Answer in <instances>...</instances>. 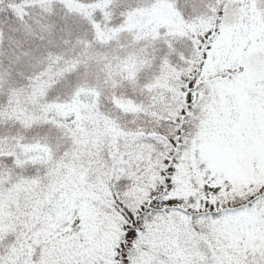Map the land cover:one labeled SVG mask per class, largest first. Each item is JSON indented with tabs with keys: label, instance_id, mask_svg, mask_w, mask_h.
Listing matches in <instances>:
<instances>
[{
	"label": "snow or ice",
	"instance_id": "obj_1",
	"mask_svg": "<svg viewBox=\"0 0 264 264\" xmlns=\"http://www.w3.org/2000/svg\"><path fill=\"white\" fill-rule=\"evenodd\" d=\"M0 264H264V0H0Z\"/></svg>",
	"mask_w": 264,
	"mask_h": 264
}]
</instances>
